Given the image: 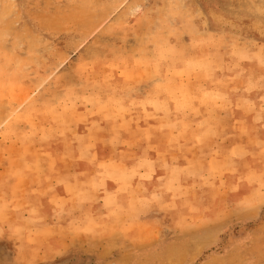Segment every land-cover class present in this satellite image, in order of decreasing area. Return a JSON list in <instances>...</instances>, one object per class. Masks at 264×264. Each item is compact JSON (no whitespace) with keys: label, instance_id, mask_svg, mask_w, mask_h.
<instances>
[{"label":"rangeland","instance_id":"obj_1","mask_svg":"<svg viewBox=\"0 0 264 264\" xmlns=\"http://www.w3.org/2000/svg\"><path fill=\"white\" fill-rule=\"evenodd\" d=\"M0 264H264V0H0Z\"/></svg>","mask_w":264,"mask_h":264}]
</instances>
